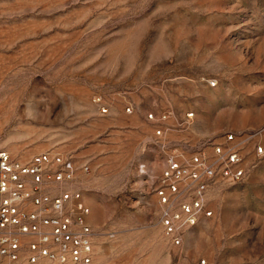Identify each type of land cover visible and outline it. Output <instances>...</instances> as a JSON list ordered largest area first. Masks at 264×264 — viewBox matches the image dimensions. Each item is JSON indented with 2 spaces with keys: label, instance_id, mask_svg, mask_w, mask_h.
<instances>
[{
  "label": "rangeland",
  "instance_id": "obj_1",
  "mask_svg": "<svg viewBox=\"0 0 264 264\" xmlns=\"http://www.w3.org/2000/svg\"><path fill=\"white\" fill-rule=\"evenodd\" d=\"M160 126L207 159L243 141V179L207 189L179 246L158 220ZM263 135L264 0H0V150L72 157L88 223L115 232L93 264H264Z\"/></svg>",
  "mask_w": 264,
  "mask_h": 264
},
{
  "label": "built area",
  "instance_id": "obj_2",
  "mask_svg": "<svg viewBox=\"0 0 264 264\" xmlns=\"http://www.w3.org/2000/svg\"><path fill=\"white\" fill-rule=\"evenodd\" d=\"M104 110V109H103ZM105 113V110L103 111ZM166 111L151 121L164 123ZM192 114L186 115L190 119ZM171 129L160 126L154 136L167 151L164 139ZM239 137L228 133L212 145L207 159L203 151L168 150L155 188L159 224L171 243L179 246L186 230L200 218L210 217L205 193L217 181L243 179ZM264 141V135H263ZM255 154H263L257 146ZM87 172L88 167H80ZM77 167L69 155L38 153L28 161L0 150V264H93L94 246L100 235L111 239L114 231L100 233L88 223L90 208L75 187Z\"/></svg>",
  "mask_w": 264,
  "mask_h": 264
}]
</instances>
